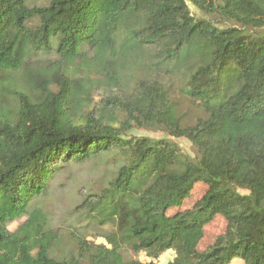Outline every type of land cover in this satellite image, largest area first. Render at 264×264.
<instances>
[{
	"label": "trees",
	"instance_id": "1",
	"mask_svg": "<svg viewBox=\"0 0 264 264\" xmlns=\"http://www.w3.org/2000/svg\"><path fill=\"white\" fill-rule=\"evenodd\" d=\"M170 250L264 264V0H0V264Z\"/></svg>",
	"mask_w": 264,
	"mask_h": 264
},
{
	"label": "rangeland",
	"instance_id": "2",
	"mask_svg": "<svg viewBox=\"0 0 264 264\" xmlns=\"http://www.w3.org/2000/svg\"><path fill=\"white\" fill-rule=\"evenodd\" d=\"M191 10L197 15L201 16V13L195 11L194 8H191ZM178 93V91H177ZM179 99L182 102L181 103V113H184L186 115V118L189 119H194L198 114L196 113L194 107L184 99V97L178 93ZM135 136H142V137H149L152 139H163V138H168L165 134L161 132H155V131H150V130H144L140 132L135 131ZM175 143H178V145L182 148V150L189 155L191 158L196 157L195 150L192 146V144L187 141L186 139H172ZM90 175V174H89ZM91 176V175H90ZM205 189L203 187H197L194 193L193 198L185 205L186 207H192L193 204L196 202V200L204 193ZM70 196V195H69ZM175 211V210H174ZM172 212V211H171ZM19 223H16L12 226L11 230H15ZM226 229V222L223 218L217 217L210 225L206 227V236L200 246L201 250L207 249L210 245H212L215 241V239L223 234ZM96 243L101 244L105 243L104 240L102 239H96ZM132 254H129V257H132ZM134 257V256H133ZM135 258L141 260L142 262H150L154 261L157 264H169L170 262H173L175 259V253L174 251L170 250L161 255L158 258H151L147 257L144 254H141L139 256H135ZM242 260L237 257L235 258L230 264H242Z\"/></svg>",
	"mask_w": 264,
	"mask_h": 264
}]
</instances>
